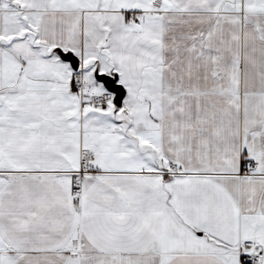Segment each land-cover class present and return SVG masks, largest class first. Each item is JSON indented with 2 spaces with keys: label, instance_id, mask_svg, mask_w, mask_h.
Returning <instances> with one entry per match:
<instances>
[{
  "label": "snow or ice",
  "instance_id": "snow-or-ice-1",
  "mask_svg": "<svg viewBox=\"0 0 264 264\" xmlns=\"http://www.w3.org/2000/svg\"><path fill=\"white\" fill-rule=\"evenodd\" d=\"M0 264H264V0H0Z\"/></svg>",
  "mask_w": 264,
  "mask_h": 264
}]
</instances>
